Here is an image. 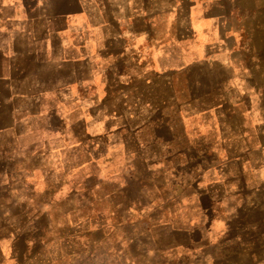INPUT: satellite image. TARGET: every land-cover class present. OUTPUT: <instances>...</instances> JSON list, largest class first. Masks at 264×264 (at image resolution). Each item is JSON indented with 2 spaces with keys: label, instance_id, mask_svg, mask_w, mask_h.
<instances>
[{
  "label": "crops",
  "instance_id": "crops-1",
  "mask_svg": "<svg viewBox=\"0 0 264 264\" xmlns=\"http://www.w3.org/2000/svg\"><path fill=\"white\" fill-rule=\"evenodd\" d=\"M261 186L264 0H0V264H216Z\"/></svg>",
  "mask_w": 264,
  "mask_h": 264
},
{
  "label": "rangeland",
  "instance_id": "rangeland-1",
  "mask_svg": "<svg viewBox=\"0 0 264 264\" xmlns=\"http://www.w3.org/2000/svg\"><path fill=\"white\" fill-rule=\"evenodd\" d=\"M233 21L236 22L235 19ZM216 75L218 79V74ZM255 190L262 200L259 208L264 210V186ZM236 213L235 226L242 246H225V251L219 254L216 264H264V219L251 223V219H242L241 214L238 211ZM143 222L141 221L142 224ZM62 233L59 228L50 230L49 246H39L37 241L36 246H33L35 254L30 264H183L186 257L182 252L173 255L170 261L162 256L149 257L143 248L150 249L152 246H128L130 252H127V259L120 256L117 246H111L110 250L100 246L90 253L77 255L73 253L72 246L62 241Z\"/></svg>",
  "mask_w": 264,
  "mask_h": 264
}]
</instances>
